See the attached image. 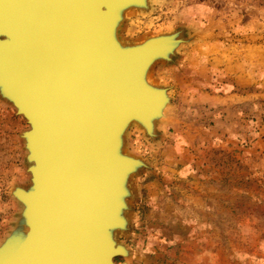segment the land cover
<instances>
[{
    "label": "rangeland",
    "instance_id": "374dc122",
    "mask_svg": "<svg viewBox=\"0 0 264 264\" xmlns=\"http://www.w3.org/2000/svg\"><path fill=\"white\" fill-rule=\"evenodd\" d=\"M181 31L188 38L149 77L171 94L149 137L124 149L146 167L128 181L127 264H264V0H147L124 14L126 42ZM0 98V241L15 229V186L29 184L21 132Z\"/></svg>",
    "mask_w": 264,
    "mask_h": 264
},
{
    "label": "water",
    "instance_id": "95a60500",
    "mask_svg": "<svg viewBox=\"0 0 264 264\" xmlns=\"http://www.w3.org/2000/svg\"><path fill=\"white\" fill-rule=\"evenodd\" d=\"M132 1L147 6L0 0V98L28 124L21 137L29 173V184L12 191L20 217L0 250L16 248L0 264H127L112 260L128 252L115 234L127 228L129 178L147 165L124 155V130L130 116L148 122L167 88L140 79L143 66L164 57L166 35L123 49L111 38L125 14L117 9Z\"/></svg>",
    "mask_w": 264,
    "mask_h": 264
},
{
    "label": "bare ground",
    "instance_id": "6f19581e",
    "mask_svg": "<svg viewBox=\"0 0 264 264\" xmlns=\"http://www.w3.org/2000/svg\"><path fill=\"white\" fill-rule=\"evenodd\" d=\"M131 1V0H130ZM130 3V2H129ZM144 4V3H143ZM125 5V4H124ZM142 5V2H140V4H137V2H133L130 3V4H126L125 6H122V7H119V6H116L114 7L113 9L115 10L117 7H119L117 9L118 13L120 14V11L125 15L129 12H132V11H136V8H138L139 6ZM126 8V9H125ZM115 17V16H114ZM122 24V22H119V19L116 21V24H115V20L113 21V24H112V27L110 29V35H111V38L112 40L114 41V43H116V45H118L120 47V49H123V47H126V45H128L126 43L125 40L122 39V37L118 34V30H119V27L120 25ZM115 25V26H114ZM180 30L179 31H174V32H167V33H163V35H166L163 37V40L161 39L160 40V44L161 46L163 47L162 48V55L164 57H157L155 58L154 60L151 61V63L146 67V66H143L142 69L140 70V79L142 80H145V82L155 88L156 91H159L157 90L159 87H161V83L157 82L156 80H153L149 77V73L151 71V69H153L154 65H156L157 63H167V62H170L171 61V57L174 56L175 54V51L179 48V46H181V44H183L185 41L188 40V38L185 37V35H181L180 34ZM158 35V34H157ZM145 38H142L140 39L137 43H142L143 40ZM178 39V42L177 44L175 45L174 48H172V44L174 43V41ZM133 45V44H131ZM174 53V54H173ZM170 54V56H169ZM147 62V61H146ZM146 68V69H145ZM144 82V85L146 86V88L149 90V86ZM164 88V87H163ZM151 90V89H150ZM156 95V93H155ZM158 99H157V104L155 106V108L157 109L156 113L152 114V112H149L146 116L148 117V122H145V120H140L138 118H135L137 117L138 115H134L135 117L133 118V116H130L129 118H131L129 121H128V125L126 127V129L124 130V135H126L127 131L129 130V127H137L139 128L141 131L143 132H146L147 131V134L149 135V137H153L154 135H156V125H157V122L162 120V119H165L166 117V110L168 109V106L170 105V100H171V94H170V91L168 88H165L164 91H160L158 93ZM11 104V103H10ZM11 106L14 108V106L11 104ZM14 112L16 115H19L21 116L20 114H18L14 108ZM152 114V115H151ZM22 117V116H21ZM23 118V117H22ZM128 118V119H129ZM23 120L25 121V119L23 118ZM26 123V121H25ZM27 124V123H26ZM28 125V124H27ZM144 125V126H143ZM28 128V126H27ZM26 128V129H27ZM25 130V129H24ZM123 135V137H124ZM25 144H23L24 146ZM24 149L26 151V148L24 146ZM118 152H120V144H118V149H117ZM123 151H124V155H131L133 157H136L130 153H128L125 149H124V145H123ZM136 158H139V157H136ZM16 188H12V191H14ZM129 189V188H128ZM130 191V190H129ZM113 196L112 194H109L107 197L113 201ZM15 198V197H14ZM121 198H123V195L120 194L119 196V199L121 201ZM16 199V198H15ZM128 205V204H127ZM120 209H121V206L119 208V214H120ZM26 229H27V226H26ZM26 233V231H25ZM25 235V234H24ZM16 248V244L13 242V243H10L9 245L5 246L2 250H0V261L3 259H7L6 257L14 251V249ZM119 256V255H118ZM114 257L112 258L113 261L115 262H118L116 259L117 257Z\"/></svg>",
    "mask_w": 264,
    "mask_h": 264
}]
</instances>
